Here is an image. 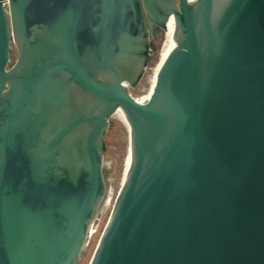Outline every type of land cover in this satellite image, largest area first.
Returning <instances> with one entry per match:
<instances>
[{
    "label": "water",
    "instance_id": "obj_1",
    "mask_svg": "<svg viewBox=\"0 0 264 264\" xmlns=\"http://www.w3.org/2000/svg\"><path fill=\"white\" fill-rule=\"evenodd\" d=\"M0 0V264H264V0ZM173 49L133 99L151 40Z\"/></svg>",
    "mask_w": 264,
    "mask_h": 264
},
{
    "label": "rangeland",
    "instance_id": "obj_2",
    "mask_svg": "<svg viewBox=\"0 0 264 264\" xmlns=\"http://www.w3.org/2000/svg\"><path fill=\"white\" fill-rule=\"evenodd\" d=\"M3 1L5 9L8 11L7 0ZM165 38L166 37L164 36L161 42L153 48L145 75L138 87L130 90V95L134 99H140L148 94L155 76V70L160 62V54ZM105 141L107 149L103 159V175L107 192L97 215V219L100 221L101 232L108 220L114 199L122 183L129 153L128 129L120 114H115L111 118ZM101 232L94 238V240L85 246L84 253L79 264L89 263Z\"/></svg>",
    "mask_w": 264,
    "mask_h": 264
},
{
    "label": "bare ground",
    "instance_id": "obj_3",
    "mask_svg": "<svg viewBox=\"0 0 264 264\" xmlns=\"http://www.w3.org/2000/svg\"><path fill=\"white\" fill-rule=\"evenodd\" d=\"M172 33H173V21L170 20L168 25H167V31L165 33V41L163 43V46H162V50H161V54H160V62L165 58V56L173 49L174 47V42L172 40ZM159 65V64H158ZM158 68V66H157ZM156 68V69H157ZM155 73H156V70H155ZM153 83H154V79L152 81V86H153ZM152 86L148 92L147 95L143 96L142 98L140 99H135L136 101H139V102H144L146 101L148 98H149V95L151 93V90H152ZM134 99V98H133ZM127 162H128V157H127ZM127 162H126V165H125V168L127 166Z\"/></svg>",
    "mask_w": 264,
    "mask_h": 264
},
{
    "label": "built area",
    "instance_id": "obj_4",
    "mask_svg": "<svg viewBox=\"0 0 264 264\" xmlns=\"http://www.w3.org/2000/svg\"><path fill=\"white\" fill-rule=\"evenodd\" d=\"M100 232H101L100 221L96 218L88 232V243L94 240V238L97 237Z\"/></svg>",
    "mask_w": 264,
    "mask_h": 264
},
{
    "label": "flooded vegetation",
    "instance_id": "obj_5",
    "mask_svg": "<svg viewBox=\"0 0 264 264\" xmlns=\"http://www.w3.org/2000/svg\"><path fill=\"white\" fill-rule=\"evenodd\" d=\"M164 36H165V33L162 31L160 34L157 35L156 41L151 40V55H152L153 48L161 42V40Z\"/></svg>",
    "mask_w": 264,
    "mask_h": 264
}]
</instances>
